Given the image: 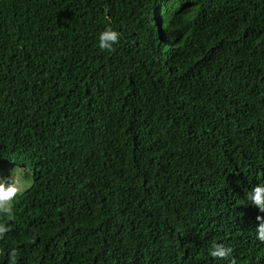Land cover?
Returning a JSON list of instances; mask_svg holds the SVG:
<instances>
[{
  "label": "trees",
  "instance_id": "trees-1",
  "mask_svg": "<svg viewBox=\"0 0 264 264\" xmlns=\"http://www.w3.org/2000/svg\"><path fill=\"white\" fill-rule=\"evenodd\" d=\"M13 166L0 264H264V0H0Z\"/></svg>",
  "mask_w": 264,
  "mask_h": 264
},
{
  "label": "clouds",
  "instance_id": "clouds-1",
  "mask_svg": "<svg viewBox=\"0 0 264 264\" xmlns=\"http://www.w3.org/2000/svg\"><path fill=\"white\" fill-rule=\"evenodd\" d=\"M121 39V34L113 30L112 28H106L100 33L99 37V47L102 50L111 51L115 44H117ZM7 189L0 188V215L11 220L13 218V201L15 200V193L11 196H6L4 193ZM250 200L261 210H264V184L257 185L249 194ZM259 219V217H258ZM9 231V227L6 223H0V238H3L5 234ZM258 239L264 242V224L260 225L258 228ZM231 252L230 248H225L221 245H214L210 250V253L215 258H227ZM10 260L15 262L16 253L13 250L9 253ZM232 264H235L233 261Z\"/></svg>",
  "mask_w": 264,
  "mask_h": 264
},
{
  "label": "rangeland",
  "instance_id": "rangeland-1",
  "mask_svg": "<svg viewBox=\"0 0 264 264\" xmlns=\"http://www.w3.org/2000/svg\"><path fill=\"white\" fill-rule=\"evenodd\" d=\"M16 170V167L13 166V171L7 174V180L3 179L0 175V188L7 189L4 193L6 196H10L15 190L20 188L23 182L22 177L18 175Z\"/></svg>",
  "mask_w": 264,
  "mask_h": 264
}]
</instances>
